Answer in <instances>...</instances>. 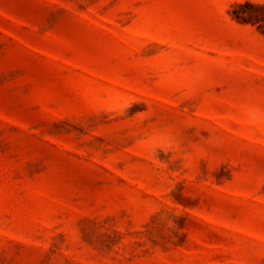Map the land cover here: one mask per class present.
Listing matches in <instances>:
<instances>
[{
  "label": "rangeland",
  "instance_id": "rangeland-1",
  "mask_svg": "<svg viewBox=\"0 0 264 264\" xmlns=\"http://www.w3.org/2000/svg\"><path fill=\"white\" fill-rule=\"evenodd\" d=\"M0 264H264V0H0Z\"/></svg>",
  "mask_w": 264,
  "mask_h": 264
}]
</instances>
